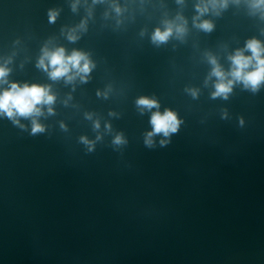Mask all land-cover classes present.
Returning <instances> with one entry per match:
<instances>
[{"label": "water", "instance_id": "water-1", "mask_svg": "<svg viewBox=\"0 0 264 264\" xmlns=\"http://www.w3.org/2000/svg\"><path fill=\"white\" fill-rule=\"evenodd\" d=\"M199 3L0 0V90L38 84L56 97L35 117L42 132L0 116V264H264V83L213 98L208 59L229 71L248 40L264 44V9L228 0L199 16L213 24L204 31ZM178 16L183 38L153 42ZM45 47L87 53V81L51 79ZM142 96L181 120L152 146L157 109L141 112Z\"/></svg>", "mask_w": 264, "mask_h": 264}, {"label": "clouds", "instance_id": "clouds-1", "mask_svg": "<svg viewBox=\"0 0 264 264\" xmlns=\"http://www.w3.org/2000/svg\"><path fill=\"white\" fill-rule=\"evenodd\" d=\"M95 2L96 0H94ZM178 2H182V0H178ZM227 3L228 0H201V3L196 5L199 15L194 18L195 26L204 31H211L213 29L212 22L203 20L197 23L199 16L208 12L209 8L217 10L227 7ZM252 6L264 9V0H252ZM73 9L75 10V5ZM115 10L117 13L120 12L119 7H116ZM56 16V11H50L49 18L51 21H55ZM176 19L180 23L164 21V29L157 28L154 31L152 35L153 42H166L174 32L177 38H183V35L187 31L185 27L187 22L180 16ZM79 28L84 29L85 22H82ZM78 38L77 29L69 31L68 39L70 41H75ZM245 51H249L250 55H245ZM208 59L213 66L209 79L211 77L216 78L215 91L212 93L213 98L222 96L227 99L228 94L233 89V85L237 82H242L245 88H250L252 91H256L264 83V44L257 39L248 40L245 49H238L233 55L229 56V60L231 61L229 71H225L214 56L209 55ZM38 67L47 71L49 77L53 80L64 78L67 83H71L77 77L82 82H86L94 64L85 52L73 50L70 54H66V50L63 47L56 48L55 50H49L45 47L38 61ZM9 71L7 67L0 65V84L6 82ZM192 94L195 96L196 91L192 90ZM55 99V95L52 94L48 86L28 83L21 85L13 82L9 84L8 88L0 90V116L6 115L17 124L19 123L18 117H32V132L33 134L39 133L44 131V127L35 117L42 115V106L45 105L48 106V112L52 113L53 108L51 105ZM136 104L141 112L145 110L151 111L154 108L157 109L151 114L150 124L152 129L145 134L146 145L152 146L153 137L157 134L169 137L178 131L181 120L178 119L177 114L170 109H165L163 112L159 111L160 105L155 98L142 96L137 99ZM95 127L99 128L98 122L95 124ZM82 140L85 143H90L86 138H82ZM114 143H125L123 136L118 134L114 139ZM160 143L163 145L167 141L161 140Z\"/></svg>", "mask_w": 264, "mask_h": 264}]
</instances>
